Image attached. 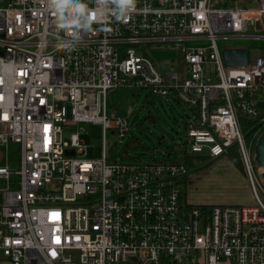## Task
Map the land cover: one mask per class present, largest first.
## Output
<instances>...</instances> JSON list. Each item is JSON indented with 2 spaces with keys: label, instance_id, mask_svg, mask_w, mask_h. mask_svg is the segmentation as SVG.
<instances>
[{
  "label": "built area",
  "instance_id": "built-area-1",
  "mask_svg": "<svg viewBox=\"0 0 264 264\" xmlns=\"http://www.w3.org/2000/svg\"><path fill=\"white\" fill-rule=\"evenodd\" d=\"M52 19L47 0H0V146H20L17 168L0 160V254L12 264H264L263 171L251 151L260 134L248 142L241 124L264 99V0H138L130 19L96 25L72 51L56 49ZM225 48H247V64L227 65ZM163 49L179 52L177 68L149 57ZM120 86L182 100L189 152L237 148L256 204L193 203L185 160L110 161L105 136L102 157H87L82 133L66 138L64 126L125 136L128 119L107 114Z\"/></svg>",
  "mask_w": 264,
  "mask_h": 264
},
{
  "label": "rangeland",
  "instance_id": "rangeland-1",
  "mask_svg": "<svg viewBox=\"0 0 264 264\" xmlns=\"http://www.w3.org/2000/svg\"><path fill=\"white\" fill-rule=\"evenodd\" d=\"M228 41L236 45L246 42L237 39ZM148 54L163 70H168L169 66L178 67L179 52L176 50H152ZM190 111L180 99L167 100L162 94L148 88L120 86L109 91L107 114L128 119L130 129L125 136L120 137L118 131L111 129L104 135L103 126L93 122L64 126V132L66 138L74 132L82 133L89 144L87 157L90 158L102 157L105 136V148L110 161L137 164L155 161L182 163L186 153L191 154L186 142ZM255 146L256 143L251 150L252 154H255ZM2 150L7 155L9 165L17 168L20 161L19 144L11 142L7 148L2 147ZM254 165L259 177L261 171L257 168L256 161ZM190 177L192 183L187 188V197L193 203L256 204L249 177L228 154L196 158ZM1 258L3 261L7 260L4 256Z\"/></svg>",
  "mask_w": 264,
  "mask_h": 264
},
{
  "label": "clouds",
  "instance_id": "clouds-1",
  "mask_svg": "<svg viewBox=\"0 0 264 264\" xmlns=\"http://www.w3.org/2000/svg\"><path fill=\"white\" fill-rule=\"evenodd\" d=\"M137 5L138 0H47L57 36L56 49L74 50L85 33L96 30V25L104 26L113 20L126 22L136 12Z\"/></svg>",
  "mask_w": 264,
  "mask_h": 264
},
{
  "label": "trees",
  "instance_id": "trees-1",
  "mask_svg": "<svg viewBox=\"0 0 264 264\" xmlns=\"http://www.w3.org/2000/svg\"><path fill=\"white\" fill-rule=\"evenodd\" d=\"M262 116H264V99L259 104V114L257 116L245 117V118H242V120H241L242 128H243V131L246 135L248 142H251V140L253 139V135L257 130H259V134H261L264 131V125L260 121ZM255 143H256V139L253 142V148H254ZM229 155L232 158L233 162L243 172L246 173L240 151L237 148H234L229 152ZM199 157H201V156H198V155L195 156V154L186 153L184 160H185L186 164L190 168H192L195 166L196 158H199ZM202 158H204V157H202ZM184 182L186 184L184 191L187 192V178L184 180Z\"/></svg>",
  "mask_w": 264,
  "mask_h": 264
},
{
  "label": "water",
  "instance_id": "water-1",
  "mask_svg": "<svg viewBox=\"0 0 264 264\" xmlns=\"http://www.w3.org/2000/svg\"><path fill=\"white\" fill-rule=\"evenodd\" d=\"M223 57L227 65L247 64L248 50L247 48H225L223 49ZM255 161L259 168L264 169V131L259 135L255 146ZM264 180V170L261 174Z\"/></svg>",
  "mask_w": 264,
  "mask_h": 264
},
{
  "label": "crops",
  "instance_id": "crops-1",
  "mask_svg": "<svg viewBox=\"0 0 264 264\" xmlns=\"http://www.w3.org/2000/svg\"><path fill=\"white\" fill-rule=\"evenodd\" d=\"M6 156V154L4 153V151L2 150V147L0 146V160ZM2 157V158H1ZM5 162L7 161V158H5L4 160ZM8 162V161H7ZM192 183V178L190 177L189 179V185H191ZM199 204H209V203H206V202H203V203H199ZM1 254H0V258H1ZM0 264H12L8 259L5 261H3V258H1L0 260ZM197 264H204L203 262H199ZM219 264H233V263H230V262H226V261H223V262H220Z\"/></svg>",
  "mask_w": 264,
  "mask_h": 264
},
{
  "label": "bare ground",
  "instance_id": "bare-ground-1",
  "mask_svg": "<svg viewBox=\"0 0 264 264\" xmlns=\"http://www.w3.org/2000/svg\"><path fill=\"white\" fill-rule=\"evenodd\" d=\"M261 170L263 171L264 169H263V168H261Z\"/></svg>",
  "mask_w": 264,
  "mask_h": 264
}]
</instances>
